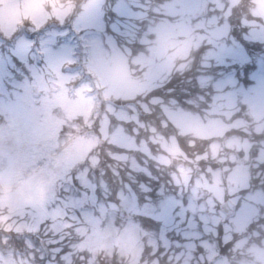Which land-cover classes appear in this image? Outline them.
<instances>
[{"label": "rangeland", "instance_id": "1", "mask_svg": "<svg viewBox=\"0 0 264 264\" xmlns=\"http://www.w3.org/2000/svg\"><path fill=\"white\" fill-rule=\"evenodd\" d=\"M145 2L86 0L80 9L74 10L76 15L71 18L73 0H0V37L4 42L9 43L7 37H11L20 24L27 27L17 31L22 33L14 38L13 46H0V94L8 91L13 95L7 100L0 96V109L6 104L2 113L11 123V126L0 127V208L14 210L8 217L0 214V230L33 233L22 239L27 250L23 245L6 250L0 248V264H96L93 249L102 241L117 236L126 237L130 248L135 247L138 236H144L153 246L164 242L171 249L167 235L178 234L181 239L172 240L175 249L190 251L194 245L201 244L209 254H214V242L209 234H215L217 224L225 217L218 209V201L223 200L226 193L235 194L247 187L248 170L241 157L252 152L253 147L255 155H264L260 153L259 146L250 145L244 137L224 134L231 127L244 128L248 116L257 124L258 131L264 130V27H238V20L228 23L213 17L207 21L204 34L194 38L186 17L199 8L200 0H175L171 12V16L176 17L174 22L168 19L146 21ZM216 2L221 7L224 5V0ZM260 7L264 10V3ZM67 20L73 32L69 26H64ZM49 21H57L63 26L54 28V22L46 24ZM25 22H30V26ZM231 24H235L237 30L239 28L244 40L256 43L257 55L249 56L242 43L231 36ZM43 25L42 30H37ZM27 31H37V45L33 46L37 37L33 38ZM180 33L187 35L188 40L178 41L176 37ZM70 38L76 42L72 44ZM134 41L139 43V46L135 45L139 55L134 62L143 66L146 77L154 78L158 72L155 57L168 56L170 48L181 45L186 54L187 47L198 48L202 43L207 48L201 52V71L184 74L190 70V64L185 65L184 77L193 76L204 86L212 78V75L203 73L206 67L223 64L234 70L233 66H238L235 63H251L252 68L247 81L237 78L234 72L228 74L231 76L211 81L214 92L209 112H224L232 117L231 123L210 115L202 118L198 112L178 106L170 107L174 104L171 100L156 98L152 101L153 104L164 105L166 121L162 126L171 123L181 128L176 131L178 134L204 138L210 154L215 152L222 154L226 161H237L230 171L226 170L225 177L222 174L226 169L224 165L221 169L210 170L211 175L209 171L206 176L195 175L188 169L172 171L167 167L169 158L166 153L176 151L175 140L169 139L174 135L166 136L160 125L147 117L141 118L138 111L130 112L108 103V111L113 113L117 122L112 125L109 139L122 148L113 155L121 160V164L129 165L133 176L134 172L140 174L141 179L137 191L123 185L118 192V206L122 207L124 218L122 224L117 225L111 211L100 202L89 207L90 201L95 202L92 192L95 181L88 176L86 164L90 159L97 162L96 157H90L83 165L78 164L97 143L96 138L71 133L64 137L60 135L59 126L63 123L79 129L81 122L87 121L97 104L93 96L86 94L88 87L103 89L106 99L119 97L125 101L147 91L149 79L134 78L128 67L124 45ZM12 60H23L27 73L23 75L22 68ZM80 60L84 64L82 68L93 77L84 76L83 84L73 89V95H68L65 84H69L76 74L63 70V67ZM177 82L178 86L190 83L182 79ZM33 83L43 89V93L33 95ZM50 86L56 88L52 90ZM70 86H74L72 81ZM143 108L150 110L147 105ZM233 113L240 118H235ZM151 115L158 116L156 113ZM79 117L82 121L78 120ZM133 118L138 123L134 129L139 137L151 135L150 141L141 142L138 138L135 142L126 132L123 123H129ZM153 125L155 132L146 131ZM105 127H108L107 121ZM157 145L161 148L159 152L156 151ZM225 147H228L227 152ZM130 149L132 152L140 151L139 156L134 158L130 155L127 151ZM241 151L244 152L242 156ZM222 164L223 161L220 166ZM150 168L168 172L170 181L179 186L174 197H161L155 202L149 198L144 202L140 194L151 196L147 181L150 175L154 178L157 175ZM96 178H102V175L98 173ZM101 182L99 185L104 192L106 184ZM185 187L191 189L186 191ZM185 192L187 197L183 198ZM237 198L241 204L229 218L233 223L241 224L255 211L252 202H264V192L236 195L233 199ZM95 207L99 209L98 215L93 213ZM135 212L155 216L160 222L159 229L148 231L141 228L139 221H133ZM224 225L227 238L228 225L221 223L218 229ZM42 230L47 233L46 239L41 236ZM9 236H2L0 241L7 240ZM34 236L43 242L42 246L37 245ZM50 242H56V245L48 250L45 245ZM10 250H16V255H12Z\"/></svg>", "mask_w": 264, "mask_h": 264}, {"label": "clouds", "instance_id": "2", "mask_svg": "<svg viewBox=\"0 0 264 264\" xmlns=\"http://www.w3.org/2000/svg\"><path fill=\"white\" fill-rule=\"evenodd\" d=\"M261 3L264 0H224L221 7L216 0H205L201 10L195 15L186 17V23L191 29L192 37L203 35L207 21L215 17L218 20L232 23L233 19L240 23L238 27H264V10H261ZM175 7V0H146L145 18L148 22H158L168 19L174 22L176 17L171 16ZM51 11V8H49ZM228 15L225 16V12ZM29 23V22H25ZM188 36L180 33L176 39L178 41L188 40ZM136 42H127L124 48L127 49L128 67L130 74L134 78L149 79V87L146 92L139 93L130 97L126 102L118 105L119 108L132 111H140L145 105L150 109L149 115L156 113L160 118V123L166 121V114L163 112V104H153L156 98L161 100H171L174 104L170 107H181L188 111H196L203 117L212 116L215 119H223L225 123H231L232 117L224 112L210 113V96L207 92L200 90L193 95H186L183 100L177 99L172 95L176 91L172 81L179 75L182 80L189 82L195 78L193 76L184 77L185 65L190 64L192 69L197 67V58L200 49L187 47L186 54L183 46L169 49L168 56L155 57V64L158 72L154 78L146 77L145 69L142 65L135 63V58L139 55V50L135 47ZM203 47V43L201 44ZM198 84V81H197ZM7 87V85H5ZM92 95L97 98L96 107L89 114L86 122H81L79 129L65 126L61 130L64 137L69 133L73 135H91L96 138L97 143L84 158L78 162L83 165L90 157L95 156L97 162L109 156L112 151L118 149V145L112 144L109 139L112 125L116 122L112 112L108 111L106 101L103 96V89L93 87ZM235 118H240L233 113ZM105 121L108 127H105ZM135 132L136 130L133 129ZM146 131L155 132L153 125ZM230 135H243L252 146H259L260 153L264 154V131H258L257 124L251 120L248 122L247 129H229ZM259 136V140L256 139ZM141 142H148L152 139L151 135L139 137ZM175 140L176 151L166 153L169 158L168 167L179 172L183 169L202 170L203 175L212 168L213 163L224 162V167L230 171L235 166L234 161H226L224 157L218 156L208 151V145L199 137L179 135L169 137ZM156 151H161L159 145ZM252 152H246L241 159L248 170L247 187L239 189L238 193H226V199L235 198L236 195L246 196L249 193L264 192V155L257 156ZM255 211L241 224L233 223L230 218H226L225 223L230 231L227 238L223 235L222 227L218 229L214 238V254H209L208 249L200 245H194L190 251L184 249L149 246L144 242L143 237L138 236L135 247L128 246L126 237H113L99 243L94 249L96 264H264V202H252ZM14 210L3 207L0 214L5 217L11 216Z\"/></svg>", "mask_w": 264, "mask_h": 264}, {"label": "trees", "instance_id": "3", "mask_svg": "<svg viewBox=\"0 0 264 264\" xmlns=\"http://www.w3.org/2000/svg\"><path fill=\"white\" fill-rule=\"evenodd\" d=\"M208 70H211L210 68L208 69ZM175 84V83H174ZM178 90V92H180L181 93V99L183 100V98L186 96V95H193V94H195L197 91H198V89H197V87L195 86V87H192V86H190V87H188V88H184V89H182V88H179V89H177ZM150 111V110H149ZM144 113H146L147 114V117H154V116H152V115H149L147 112H143V114ZM157 118V117H156ZM151 119V118H150ZM257 137V136H256ZM192 171H194L195 173H199L200 171H202V170H192ZM208 172V171H207ZM112 182H113V185H115L116 183H117V175L115 174V173H113L112 175ZM171 182V181H170ZM172 183V182H171ZM172 184H174V183H172ZM172 184H170V187L171 188H174V186L172 185ZM158 185H159V179L158 178H156L155 179V188H154V190H155V192L157 193V194H159V192H158ZM175 186H176V184H174ZM110 195H112V196H115L116 195V190H114V189H111L110 190ZM148 245V244H147ZM159 248L162 250V246L160 245L159 246Z\"/></svg>", "mask_w": 264, "mask_h": 264}, {"label": "water", "instance_id": "4", "mask_svg": "<svg viewBox=\"0 0 264 264\" xmlns=\"http://www.w3.org/2000/svg\"><path fill=\"white\" fill-rule=\"evenodd\" d=\"M205 2V0H202V3H201V6H202V4ZM201 10V8L198 10V11H200ZM197 11V12H198ZM195 14H197V13H195ZM223 207L226 209V212H227V215H230V214H232L233 213V208H234V206L232 205H230V203H229V201L228 202H226L224 205H223Z\"/></svg>", "mask_w": 264, "mask_h": 264}]
</instances>
